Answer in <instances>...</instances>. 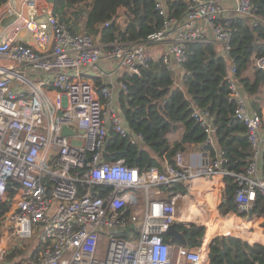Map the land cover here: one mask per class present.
<instances>
[{"label":"built area","instance_id":"2783aa9c","mask_svg":"<svg viewBox=\"0 0 264 264\" xmlns=\"http://www.w3.org/2000/svg\"><path fill=\"white\" fill-rule=\"evenodd\" d=\"M16 1L7 0L0 8V29L8 16L19 15ZM26 4L29 18L0 42V61L12 62L0 64V208L8 203L1 216L0 264H24L9 261L17 247L12 235L30 239L37 232L45 246L26 264H208L207 237L193 249L166 241L170 226L178 220V197L154 193L176 183L191 187L198 180L222 177L238 185V207L249 211L258 196L264 199V176L259 173L263 117L251 107L240 85L226 9L215 0H191L190 11L181 21L170 16L166 0H156L161 27L144 43L119 41L106 51L93 37L71 32L55 13L53 2L26 0ZM234 11L252 18L254 26L264 23L252 0H235ZM202 24L223 45L228 98L235 105L234 116L246 126L251 147L248 165L239 173L224 168L227 159L216 141L215 115L195 105L192 117L211 151L199 166L187 164L182 152L172 160L165 157L163 169L146 171L124 160L104 161L110 131L122 136L131 132L112 89L98 88L85 69L94 68L107 55L118 69L140 75L155 60L149 47L168 43L163 61L169 69L180 71L190 45L206 40ZM23 27L35 31L40 45L50 41L51 51L18 40ZM15 64L47 74V87L31 81ZM250 67L264 70V56H253ZM120 86L126 89L121 82ZM64 126L76 134L63 136ZM103 186L111 188L102 193ZM131 225L137 228L138 238L117 235Z\"/></svg>","mask_w":264,"mask_h":264},{"label":"trees","instance_id":"16d2710c","mask_svg":"<svg viewBox=\"0 0 264 264\" xmlns=\"http://www.w3.org/2000/svg\"><path fill=\"white\" fill-rule=\"evenodd\" d=\"M252 1L256 13L264 17V0ZM6 3L7 0H0V8ZM190 3L191 0H166L170 16L181 21L190 11ZM54 11L71 32L93 37L105 50H110L111 44L119 41L144 43L163 21L156 9V0H56ZM228 22L232 32L231 55L238 67L240 85L245 93L255 94L264 70H256L254 80L245 73L253 56H264V23L254 26L252 18L239 14ZM178 72L169 69L163 58H157L140 75L125 73L120 77V82L126 86L119 99L120 113L131 133L122 136L111 130L103 160H124L141 171L151 167L163 169L165 157L172 160L178 152L185 150L186 144L205 142L203 129L192 117V105H195L215 115L216 141L227 159L224 168L241 172L250 162L252 152L245 124L234 118L235 105L228 98L226 64L216 44L207 41L192 43L187 61ZM100 84L97 81V85ZM180 123L185 126L183 139L173 147L169 135L179 130ZM109 188L101 187L102 193ZM170 190L185 193L186 187L183 183H176ZM263 202L264 199L258 196L250 212H240L238 206L225 212L234 213L237 224L247 232L262 231ZM5 207H8L7 202L0 208V235ZM178 229L186 237L185 247L193 249L202 245L203 227L181 224ZM117 235L135 240L139 232L131 225ZM165 239L170 241V235H165ZM22 250L17 246L10 257ZM40 252V246L30 250V259L36 258ZM263 259L264 244H250L234 236H217L209 245L208 264H264Z\"/></svg>","mask_w":264,"mask_h":264},{"label":"crops","instance_id":"0c3cea01","mask_svg":"<svg viewBox=\"0 0 264 264\" xmlns=\"http://www.w3.org/2000/svg\"><path fill=\"white\" fill-rule=\"evenodd\" d=\"M215 1L226 9V18L230 19L236 15V12L234 11L235 0ZM14 5L16 6L17 13H19V15L12 14L2 22L0 29V42L12 35L16 25L22 24L23 19L29 18V7L26 4V0H17L16 2H14ZM39 19L42 20L43 18ZM202 26H204L206 31L205 41L215 43L220 55L223 56V45L215 41L211 30L205 24H202ZM18 40L30 43L31 45L41 48L43 52L51 51V42L49 41V44L45 46L40 45L35 36V31L28 27H23L19 31ZM112 45L113 44H111V46ZM168 47V43H158L151 45L149 47V50L151 53L154 54L155 59H157L162 58L163 56L168 54ZM0 64L11 65L12 62L10 60H1ZM15 66L28 78H30L31 81L42 85L44 88L47 87L45 83V81L48 79L47 74L41 71L33 70L27 65L15 64ZM176 73L178 74L179 72L177 71ZM256 73L257 72L255 70L249 67L245 74L252 80H254ZM85 74L95 81L96 86H98V81L99 83H101L98 87L101 88L103 86H109L112 89L114 102L118 109L121 111L119 99L123 88L120 86V77L125 74V71L122 69H118L116 61L114 62L111 60L110 57L104 55V57L97 64V66H95L94 68L85 69ZM177 77L179 76L177 75ZM246 95L251 107L257 110L263 117V127L261 130V153L259 158V173L260 176H264V76L261 77L258 92L255 94L246 93ZM184 130L185 126L180 123L179 130L176 133L169 135L173 147H175L177 143H180L182 141ZM180 152L183 153L186 163L189 165H193L194 167L199 166L202 163V159L204 156L210 157L211 155L210 148L205 144V142L203 144H186L185 150ZM162 165H164V160L162 162ZM185 187V193L174 191L171 192V190L166 189V187L162 188V193L160 191H156L154 193L155 196L170 197L171 195L173 196L175 194L174 196L178 197V220L176 222L177 225H197L203 227L205 230L204 238L207 237L208 246L210 245V242L213 238L220 235L234 236L250 244H264V234L262 231L247 232L242 226L237 224L236 215L234 213L227 214L228 210H231L238 206L235 204L237 186L234 182H230L228 180L226 181L222 177H217L213 180H198L192 183L191 187ZM261 205L263 206L262 228H264V202L261 203ZM248 212H250V210ZM39 240L40 243H38L36 247L40 246L42 251L45 244L42 242L41 238ZM12 243H14V246H16L17 244V246L22 247L21 243H16L14 241H12ZM32 250H34V248ZM15 260L19 259L15 256L9 258L10 262H14ZM26 261L28 263L32 261V259H30V256Z\"/></svg>","mask_w":264,"mask_h":264},{"label":"rangeland","instance_id":"374dc122","mask_svg":"<svg viewBox=\"0 0 264 264\" xmlns=\"http://www.w3.org/2000/svg\"><path fill=\"white\" fill-rule=\"evenodd\" d=\"M151 54L154 56L153 53H151ZM111 60L114 61L113 59H111ZM229 64L230 65L232 64L231 60H230ZM140 201H141V206L143 207L144 200L142 198H140ZM225 236H227V235H225ZM39 239H40L39 232H37V234L34 236V238H30V239H21L17 235L13 234L12 235V241H14L16 243H21L22 249H23L22 252L17 254L15 257H17L20 261H24V264H26L27 263L26 260L29 258V251L32 250L33 248H35L38 243H40Z\"/></svg>","mask_w":264,"mask_h":264},{"label":"water","instance_id":"95a60500","mask_svg":"<svg viewBox=\"0 0 264 264\" xmlns=\"http://www.w3.org/2000/svg\"><path fill=\"white\" fill-rule=\"evenodd\" d=\"M53 3L56 2V0H49ZM63 115V111L59 112V116ZM236 118V117H235ZM76 134L75 130H72L70 127L68 126H64L62 129V135L63 136H70V135H74ZM13 183H10V186H12ZM92 192H94V188L92 189ZM168 235L171 236V242L174 244H183L186 245L187 244V240L185 235L178 229V225L177 223H174L170 226L168 232ZM254 244H262V243H254Z\"/></svg>","mask_w":264,"mask_h":264},{"label":"bare ground","instance_id":"6f19581e","mask_svg":"<svg viewBox=\"0 0 264 264\" xmlns=\"http://www.w3.org/2000/svg\"><path fill=\"white\" fill-rule=\"evenodd\" d=\"M252 209V208H251ZM250 209V210H251ZM238 210L240 211V212H248L247 210H245L244 208H242V207H238ZM249 238V237H248Z\"/></svg>","mask_w":264,"mask_h":264}]
</instances>
